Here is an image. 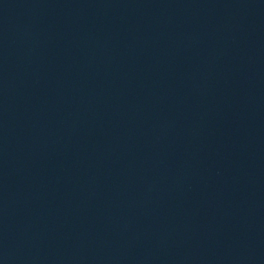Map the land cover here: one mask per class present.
<instances>
[{
  "label": "water",
  "instance_id": "95a60500",
  "mask_svg": "<svg viewBox=\"0 0 264 264\" xmlns=\"http://www.w3.org/2000/svg\"><path fill=\"white\" fill-rule=\"evenodd\" d=\"M0 264H264V0H0Z\"/></svg>",
  "mask_w": 264,
  "mask_h": 264
}]
</instances>
